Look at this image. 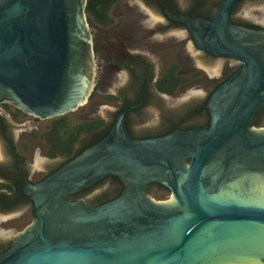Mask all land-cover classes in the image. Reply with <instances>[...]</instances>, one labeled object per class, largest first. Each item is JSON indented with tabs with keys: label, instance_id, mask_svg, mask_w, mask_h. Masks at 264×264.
<instances>
[{
	"label": "water",
	"instance_id": "water-1",
	"mask_svg": "<svg viewBox=\"0 0 264 264\" xmlns=\"http://www.w3.org/2000/svg\"><path fill=\"white\" fill-rule=\"evenodd\" d=\"M239 1L189 23L199 48L243 63L237 84L211 99L212 125L136 140L119 117L106 138L32 187L36 218L0 264H264V130L250 128L264 107V30L231 23ZM85 2L0 0V99L43 118L82 103L93 64ZM110 174L124 185L117 198L95 207L69 198ZM152 183L169 196L146 193Z\"/></svg>",
	"mask_w": 264,
	"mask_h": 264
},
{
	"label": "flooded vegetation",
	"instance_id": "flooded-vegetation-1",
	"mask_svg": "<svg viewBox=\"0 0 264 264\" xmlns=\"http://www.w3.org/2000/svg\"><path fill=\"white\" fill-rule=\"evenodd\" d=\"M245 1L240 0L234 8L231 23L241 28L264 30V22L247 18L239 11ZM91 2H95L91 5L94 13L89 11ZM120 2L124 14L114 16L113 11ZM220 2L86 0L82 12L87 40L82 39V42L90 47L93 64L90 74L86 75L92 76V82L85 88L82 103L67 113L43 118L13 101L0 99V139L5 148L0 155V215L10 219L25 213L34 221V201L29 193L32 187L106 138L121 116L136 140L162 137L176 130L208 129L215 116L211 99L226 83L237 84L235 75L243 67L234 57L215 55L199 48V41L191 31L189 23L213 20ZM258 2L264 3V0ZM118 22L127 26L114 27L113 23ZM193 30L200 31L198 27ZM121 44L123 51L118 55ZM157 47L168 48L172 61L167 62ZM85 50L84 47L81 51ZM147 55L152 57L147 58ZM78 66L79 73L87 74L86 65ZM183 104L189 107L182 110ZM65 117L96 123L88 144L81 143L80 135L69 154L61 153L55 140L47 138V133L53 131L52 126ZM55 118L53 125L42 133V140L35 139L42 121ZM18 127L22 129L19 135L14 132ZM250 128L264 130V107L253 118ZM26 133L34 138L22 141ZM29 151L40 152L44 160H38L32 167L28 162ZM123 189V183L110 174L69 198L87 202L89 196L99 194L97 200L87 202L95 207L117 198ZM145 192L156 198L163 194L169 196L168 189L159 183L148 185ZM13 240L0 243V254Z\"/></svg>",
	"mask_w": 264,
	"mask_h": 264
},
{
	"label": "rangeland",
	"instance_id": "rangeland-1",
	"mask_svg": "<svg viewBox=\"0 0 264 264\" xmlns=\"http://www.w3.org/2000/svg\"><path fill=\"white\" fill-rule=\"evenodd\" d=\"M123 1H127V0H123ZM240 12H243L242 15L246 16L247 18H251L254 19L255 21H261L264 22V3L258 2V0H246L242 5L241 8L239 10ZM239 12V13H240ZM124 14L123 11V3H118L113 11V15L114 16H121ZM118 25L121 26H127V24L122 23L120 24V22L118 23H113L114 27H118ZM118 49L120 51H118V55H120L123 51V46L122 44L118 46ZM157 50H159L161 52V54L165 57V60L167 62H171L172 58H171V54L168 52V48L167 49H160L157 47ZM150 54V53H149ZM151 55H147V58H151ZM82 113V112H81ZM69 122H74L76 119L73 117H65ZM55 119H49V120H44L42 121V124L40 125V129L36 132L37 135L35 137V139L37 140H42V133H44L45 130L48 129V127H51L54 123ZM81 120V119H79ZM77 123V122H74ZM22 129L15 128L14 132L15 134L19 135V133L21 132ZM27 135L22 137V141H27V140H31L32 138H34L32 135H30L29 133H26ZM29 134V135H28ZM1 155V154H0ZM28 162L30 163V165L33 167L34 164H36L39 161H43L44 160V155L41 154L40 152H31L29 151L28 154ZM42 159V160H41ZM168 195V194H167ZM100 195H96V196H89L87 202L89 203L90 201H94L97 200V198ZM167 197L163 194V195H159L157 196V199H166ZM32 222V217L30 214H21L19 217L16 218H10V219H6V218H0V243L4 242V241H11L14 236L19 233L20 231L24 230V228L29 225Z\"/></svg>",
	"mask_w": 264,
	"mask_h": 264
},
{
	"label": "trees",
	"instance_id": "trees-1",
	"mask_svg": "<svg viewBox=\"0 0 264 264\" xmlns=\"http://www.w3.org/2000/svg\"><path fill=\"white\" fill-rule=\"evenodd\" d=\"M94 4L95 2H91L89 5V11L91 13H94V8L91 7V5ZM74 122L73 124L72 122H69L66 118H63L61 121H58V123L56 122L55 125L52 126L53 131L47 133V138L49 136V138H51L53 141L55 140V143L60 147L58 150L61 153H71L74 142L76 139L79 138L80 135L81 143L87 142L88 144L89 134L93 131L96 126V123L93 121L76 120ZM66 148H68V150H66Z\"/></svg>",
	"mask_w": 264,
	"mask_h": 264
}]
</instances>
